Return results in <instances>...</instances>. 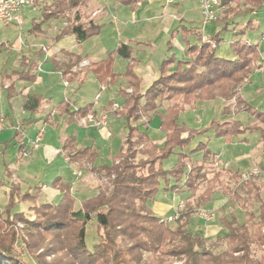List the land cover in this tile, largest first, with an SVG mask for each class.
Listing matches in <instances>:
<instances>
[{
  "label": "trees",
  "instance_id": "trees-1",
  "mask_svg": "<svg viewBox=\"0 0 264 264\" xmlns=\"http://www.w3.org/2000/svg\"><path fill=\"white\" fill-rule=\"evenodd\" d=\"M116 1L131 8L140 2ZM38 2L34 0V4L39 5ZM84 2H42L39 21L33 20L30 32H40L44 23L65 18L66 24L58 37L73 35L80 43L98 35L103 24L93 20L84 21L79 16V8ZM232 2L235 5H231ZM263 5L264 0H222V6H226V9L224 16L218 19L221 25L213 34L207 35L208 39L215 41V46L209 40H203L201 30L183 27L188 31L182 32L187 47L185 56L178 57L175 53L165 56L160 63L159 77L144 91L141 78L134 70L137 61L132 47L126 43H121L105 59L81 68L83 57L74 53H71L74 57L68 62L57 63L67 80L79 78L77 73L84 75L88 69H92L101 83L113 84L120 77L113 71L115 54L129 59L123 73L129 86L120 90L125 103L115 110L126 117L128 130L123 147L113 157L112 164L93 167L103 181L98 193L83 200L79 207L75 206L70 183L59 177L52 182L62 192L58 202H39L38 187L32 192L21 193L19 187L13 185L8 203L0 213V264H30L16 250L15 244L19 238L27 243L28 253L37 264H174L175 261H181V264H264V256L254 258L252 252L253 246L264 247V182L259 177L241 180L239 173L232 174L228 170L217 171L209 178L206 167L212 151L206 142L198 143L190 152L186 151L194 137L211 129L214 136L226 142L246 132H259L264 152V126L258 124H264V111L235 91L249 80L255 68L263 64L260 42L264 33L259 41L245 37L247 31L254 27L252 18L243 26L232 27L235 23L239 24L234 19L236 16L259 11ZM231 30L237 38L230 41L229 53L223 56L218 49L224 40L223 33ZM177 33L178 28L171 34L169 50L174 49L173 39ZM189 33L196 36L194 41L188 38ZM13 73L23 79L35 77L25 71ZM4 75L10 76L7 73ZM14 91V84L11 83L8 86L9 97ZM234 95L238 99L236 105L242 110L237 109L251 113L256 120L254 123L245 126L238 119H213L205 128L197 129L180 122L187 106L194 108L198 101L217 97L231 99ZM25 96L26 109H39L41 96L29 93ZM66 104L69 103L61 102L59 108H64ZM160 107L164 108L163 111H159ZM91 108L92 105L88 104L75 114H85ZM232 112L231 105H226L222 115ZM154 114H158L160 129L166 134L163 145L156 143L139 126L142 117L150 121ZM63 147L70 160L92 162L97 156L96 150L91 147H75L73 138L67 139ZM176 149H179L178 153ZM198 151L203 152L200 161L192 158V154ZM172 154H177L176 162L165 167L164 161ZM224 173L231 174L238 183L236 189H226L225 192L230 195L231 201L239 202L246 210L247 220L239 223L234 214L231 219L221 218L228 231L224 236L217 237L216 243L227 242L228 248L216 253L210 248L205 235L191 230L189 224L196 210L211 201L216 191L215 184ZM205 180H208L206 189L197 194ZM160 188L177 193L185 190L191 192L183 200L186 208L173 222L165 221L168 216H158L149 205ZM26 200L32 202L28 212L13 211L17 202ZM254 203H260L258 215L248 210V206ZM93 218H96L100 239L93 249H89L86 244L87 225ZM17 223L23 224L21 235ZM51 254L58 258L47 263V256Z\"/></svg>",
  "mask_w": 264,
  "mask_h": 264
},
{
  "label": "crops",
  "instance_id": "crops-1",
  "mask_svg": "<svg viewBox=\"0 0 264 264\" xmlns=\"http://www.w3.org/2000/svg\"><path fill=\"white\" fill-rule=\"evenodd\" d=\"M150 2L153 3V6L150 5ZM38 3L39 5L26 6L21 10V23L6 25H13L14 28L19 29L18 39L13 43H10L9 40L0 43V175L2 178L0 194L8 196V203L13 185L16 184L21 193L32 192L34 188L38 187L39 202H58L62 192L52 182L56 177H59L62 181L70 183L75 196V206L79 207L83 200L98 193L101 177L93 167L112 164L113 157L123 147L125 134L128 130L127 120L125 116L117 114L115 110L120 109L125 103V97L120 94V90L129 86V82L123 76L129 59L115 54L113 71L120 77L113 84L101 83L92 69H88L84 75L77 73L76 76L79 78L67 80L57 67V63L68 62L74 57L71 53H74L83 57L81 68L84 66V61L87 62L85 65L87 66L92 62L105 59L121 43H126L132 47V54L137 61L134 70L141 78V87L144 91L159 77L160 63L165 56L171 53H175L178 57L185 56L187 47L182 32L188 31L183 27L188 30H201L203 33L208 27L213 31L212 33L219 27L214 26L213 22L203 26L199 0H174L171 3L168 0H140L135 8L111 0L106 4L107 12L97 18L86 19L81 7L79 8V16L82 20H93L103 24V27L98 35L78 42L79 50H74L73 43L70 47L61 44L65 38L75 39L73 35L58 37L60 30L66 24L65 18L44 23L40 32H30L33 20L39 21L41 0ZM257 12L258 10H255L246 14L254 16ZM154 20L155 23L152 27H144L148 22ZM52 22H57L61 26L55 25L57 30H54L49 26ZM132 23H135L134 27H131ZM177 28L179 33L173 39L174 49L169 50L168 43L171 34ZM159 33L163 36V41L155 42L152 36ZM188 38L194 41L196 36L190 34ZM90 40L97 42L94 47L86 46ZM2 43L5 44L2 45ZM218 51L223 55L222 45L219 46ZM224 51L229 53L227 48ZM262 69L261 72L264 74V66ZM14 71H25L35 77L34 79H23L14 74ZM256 71H260V69L257 68ZM4 73L10 76L6 77ZM252 75L247 82L241 85L242 87L240 86L241 92L239 93L243 99L250 103L257 101L256 95L264 93L262 78L256 79ZM11 83L14 84L15 91L9 97L8 86ZM259 88L260 90H258ZM27 93L42 97L39 109L32 111L25 108ZM97 95H99L98 98ZM216 99L220 101L223 98L217 97ZM63 101H67L69 104H66L64 108H59V104ZM88 104L92 105V108L88 109L85 114H75L76 111ZM115 104L118 107H115ZM257 107H259L258 104ZM90 114L94 115L96 119L104 116L105 122L102 124L82 122V119L87 118ZM156 115L155 119L152 118L150 121L146 119L145 123H139V126L146 130L156 143L163 145L166 134L160 129L158 114ZM40 131L43 132L40 145L34 147L33 143ZM248 133L250 132L239 136H243L242 140L246 142L245 138ZM69 138L74 139V145L77 148L91 147L95 149L97 156L94 161L70 160L67 150L63 147ZM217 140L216 142H221L224 139L218 138ZM209 142L213 141L209 140ZM210 143L207 145L209 146ZM260 150L261 153H264L261 141ZM251 152L250 149L233 159L238 163L248 162L247 160L253 158L260 162L262 156L252 155ZM214 153L215 156L217 155L223 160L221 152L212 150L211 156L214 157ZM263 159L258 163L259 166H264ZM51 166L54 168L51 169ZM166 191L167 194H157V199L149 202L150 207L158 216L172 215L179 203L185 199L183 195L187 194L188 196L187 190L180 193L172 190ZM170 192L174 193V197L165 200L167 196L169 198ZM213 200L212 198L206 206L209 207ZM163 204L173 207L174 210L169 213L163 212V208H161ZM31 205L32 202L29 200L19 201L13 211L28 212ZM4 208L0 206V213ZM192 226L191 218L189 228L191 229ZM200 226L201 224L197 232L205 235L206 238L215 231L225 228L223 224H221V228L217 224L205 229H202L205 224ZM210 231L211 234H209Z\"/></svg>",
  "mask_w": 264,
  "mask_h": 264
},
{
  "label": "rangeland",
  "instance_id": "rangeland-1",
  "mask_svg": "<svg viewBox=\"0 0 264 264\" xmlns=\"http://www.w3.org/2000/svg\"><path fill=\"white\" fill-rule=\"evenodd\" d=\"M45 1H50V0H41V2H45ZM110 1L111 0H85L84 4L81 6V11L83 12V15L86 19H89L90 17H96L97 18L102 13L107 12L106 4H108ZM152 4L153 3L150 2L151 6H153ZM30 5L35 6L34 0H33V3ZM30 5H28V6H30ZM231 5H235V2H232ZM225 9H226V6H222L218 10V18L215 22H213L214 26L220 27L221 24H220V22H218V19H221L224 16ZM250 18L253 19L252 22H253L254 27L247 31L245 37L247 36L251 41H259L261 38V34L264 33V5L260 8V10L254 16H250V14L236 16L234 19L236 21H238L239 24L235 23V25L234 26L232 25V27L235 28L236 25L243 26L244 24H246L248 22V20ZM114 21L116 22V19H114ZM154 23H155V20L153 22H148L146 25H144V27L148 28V26H149V28H150L153 26ZM55 25L57 27L61 26L57 22H54V23L52 22V23H50L49 26H51V28H53L54 30H57ZM134 26H135V23H132L131 27H134ZM233 30L226 31L223 33L224 40L221 44L223 46V53H224L223 56H227L226 55L227 53H225L226 51H224V49L225 48L229 49L230 41L237 38V36L232 32ZM212 32L213 31H211L208 27V29L204 31V35L207 36L210 33L213 34ZM19 33H20L19 29L14 28L13 25L6 26L0 20V43L4 42L6 40H9L10 43L15 42V40L18 39ZM152 38L155 42L156 41H161V42L163 41V36L161 35V33H159L158 35H153ZM262 41L260 42V48H261V51L263 50L262 51V55H263L262 58L264 59V42H262ZM72 43L74 44V47H75V48H73V47L72 48L74 50H79L78 42H76V40L74 38L69 37V38H65L64 40L61 41V44L62 45L64 44L67 47H70L72 45ZM96 43L94 42V40H90V42H88L86 44V46L90 45V46L94 47L96 45ZM262 66H264V63L257 67L260 69V71H256L257 68H255L251 72V74H253L252 76H254L256 79L262 78L261 81L264 82V74H263V72H261L263 70ZM240 86L241 85H239L238 88H235V91L238 94L241 92ZM262 87L264 88V84L262 85ZM258 90H260V88ZM262 91H264V89H262ZM256 97H257V101H255L251 104L253 106H255L257 109L264 111V93L256 95ZM237 101H238V99L235 97V95L231 99H222L220 101H218L216 98L213 100L198 101L194 108H191L189 106L186 107V110L181 114L180 122L185 123L188 127L197 128V129L205 128L206 126H208L209 122H211L213 119H225V118H227V119H238V120H241L242 124L245 126H247L251 123H254V121H256V120H255V117H253L251 115V113H249L248 111H239L242 109L238 108V106L236 105ZM257 104L259 105V107H257ZM166 105H167V102L164 103V106H166ZM226 105H231L233 112L231 114H228V115H222V110H224V107ZM163 109H164L163 107L159 108L160 111H163ZM156 116L157 115H154L153 119H155ZM145 120H146V118L142 117L139 120V123L143 124V123H145ZM258 124L261 126H264V124L261 122H258ZM157 131H158V129H157ZM247 135H248L247 138H245V139H247L246 142L242 140L243 136H239L238 138L234 139V141L225 142L223 140L221 142H216V141H218L217 140L218 138L213 135V132L210 129V130L206 131L205 133L199 134L196 137H194L192 139L191 143L189 144V147L186 149V151L190 152V150H192L194 147H196L198 145V143H200V142H206V144H208V143H210L209 140H211L213 142L210 143L209 148L210 149L212 148L213 151L216 150V151L221 152L223 160H221L219 157H217V155L215 156V153L213 154L214 157L211 156L212 159L208 161L207 167H206V170L208 173L207 175L209 178L212 177L213 174L217 171L228 170V171H230V173L233 174L235 172H237V173L248 172V171L259 168V173H260L258 176L259 180L261 182H264V166H259V164H258L264 158L263 157L264 153H261V150H260V141H261L260 140V133L259 132H253V133H248ZM211 137H212V139H209ZM250 149L252 150V152H251L252 155H261L262 156V159L260 158L261 159L260 162H257V160L255 158H253L252 160L249 159V160H247L248 162H243V163L242 162L238 163V162L234 161L233 158H236L241 153L243 154V153L249 151ZM175 152L178 153L179 149H176ZM202 155H203V152L198 151V152L192 154V158L196 161H200L202 158ZM176 160H177V154H172L169 159L164 161V166L170 167L171 165H173L176 162ZM62 165H63V163H62ZM53 168H54V166H51V169H53ZM230 175L231 174H229V173H224L223 175L220 176L219 181L215 184L216 191L212 196V198L214 199L213 203L212 204L210 203L209 207L206 205H203L202 207H200L196 210V212L192 216L193 226L191 227V230H193L195 232L199 231V225L200 224H201L200 227H202V225L205 224V226H203L202 229H205V228H207L213 224H217V226L219 228H221V224H222L221 218L227 217L228 219H231L233 214L237 217V220L239 223H244L247 220L246 210L242 208L241 204L239 202H236V201H231L230 199L228 200L230 195L226 194V192H225V191H227L226 189L233 191V189H236V187L238 185V183ZM102 181H103V179L100 178L99 182L101 183ZM207 185H208V180H205L199 186V188L197 190V194L203 192L206 189ZM1 187H2V184H1ZM162 188H160L159 192L157 193L158 195L160 193H166L167 194V191L165 189H162ZM187 192H188V195H189V193H191L189 191H187ZM239 192L241 194H244L242 190H239ZM157 194L155 195L153 200L157 199L156 198ZM173 197H174V193L170 192L169 198L167 196V199H165V200H169ZM186 197H187V194H184L183 198H186ZM262 197L264 199V189L262 190ZM7 199H8V196H6L4 194H0V206L1 207L2 206L5 207V205L7 204ZM259 205H260V203H254L253 205H249L248 210L253 211L256 215H258L259 214ZM167 207L168 206H165L164 204L162 205L161 208H163V212L169 213V212H172L174 210L173 207H168V209H167ZM19 208H21V206H19ZM201 210H208V211L214 213V215H215L214 218L211 220H207L206 218H204L202 216ZM174 213H175V211L172 214H174ZM96 223H97L96 218H93V220L90 221L89 224L87 225L86 244H87V247L89 249H93L94 245L97 244L98 240L100 239L98 231H97ZM17 226H18L19 235L23 234L22 230H21V227H23V224L17 223ZM173 226H175V224ZM226 231H228V228L223 227L222 229L215 231L212 235H209L207 237V240L209 241V246H210V248L213 249L214 252L221 253L228 248L227 242H222V243L217 242L216 243L217 237L224 236ZM23 232L25 233L24 230H23ZM209 234H211V231L209 232ZM15 247H16V250L20 253V255L28 261V263L37 264V261L35 260V258H33L28 253L26 242H24L23 240H21L19 238V240L15 244ZM252 250H253L252 252H253L254 258H260V257L264 256V247L253 246ZM56 258H58V257L57 256L54 257L53 254L48 255L47 256V263L53 262V260ZM57 260H59V259H57ZM174 264H181V261H175Z\"/></svg>",
  "mask_w": 264,
  "mask_h": 264
},
{
  "label": "built area",
  "instance_id": "built-area-1",
  "mask_svg": "<svg viewBox=\"0 0 264 264\" xmlns=\"http://www.w3.org/2000/svg\"><path fill=\"white\" fill-rule=\"evenodd\" d=\"M174 0H168L169 3L173 2ZM33 0H0V20L5 25H10L13 23H21L22 22V16H21V10L32 4ZM201 13H202V22L203 26L212 23L213 21H216L218 18V10L222 6V0H199ZM203 40H209L210 43L215 46V41L208 39L206 35H203ZM262 42H264V35L262 37ZM84 65L87 64L86 61L83 62ZM99 95H97L98 98ZM115 107H118L117 104H115ZM94 122L96 124H102L105 122V117L103 116L100 119H96V117L92 114L88 115L87 118L82 119V122ZM43 132L40 131L37 134L36 140L33 143L34 147H38L40 145V141L42 139ZM259 168L248 171V172H241L240 177L241 180H246L253 177L259 176ZM2 184V178L0 175V187ZM186 208V203L184 201H181L175 211L174 214L169 215L164 219L167 222H173L176 219L180 217V212L183 211ZM201 214L204 218L207 220H211L214 218V213L208 211V210H201Z\"/></svg>",
  "mask_w": 264,
  "mask_h": 264
}]
</instances>
